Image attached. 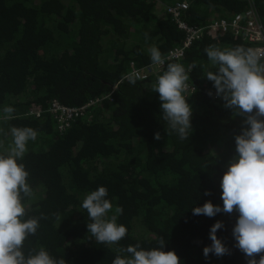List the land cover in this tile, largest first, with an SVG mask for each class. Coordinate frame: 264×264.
Segmentation results:
<instances>
[{
	"label": "trees",
	"instance_id": "trees-1",
	"mask_svg": "<svg viewBox=\"0 0 264 264\" xmlns=\"http://www.w3.org/2000/svg\"><path fill=\"white\" fill-rule=\"evenodd\" d=\"M176 2L187 4L181 19L196 28L248 9L246 0H0V152L12 146V127L37 132L18 160L33 190L22 200L25 219L39 220L24 242L26 255L43 246L66 264H112L116 249L137 243L150 249L163 237V250H174L181 264H247L232 235L239 214L207 217L192 209L207 201L223 207L220 183L244 119L216 96L206 77L216 69L205 48H255L229 34H206L185 51L183 64L197 87L187 99L188 139L168 129L153 81H122L128 63H153L151 46L163 57L182 44L184 34L166 13ZM253 4L264 24V0ZM111 92L112 102L89 108L65 133L57 131L53 102L80 108ZM100 186L113 205L108 217L123 209L117 223L128 231L118 244L99 243L88 233L91 221L81 204ZM217 221L224 224L217 238L230 254L205 258Z\"/></svg>",
	"mask_w": 264,
	"mask_h": 264
},
{
	"label": "clouds",
	"instance_id": "clouds-1",
	"mask_svg": "<svg viewBox=\"0 0 264 264\" xmlns=\"http://www.w3.org/2000/svg\"><path fill=\"white\" fill-rule=\"evenodd\" d=\"M148 52L153 64H164L157 47L151 46ZM205 52L216 69L206 75L214 83L216 96L223 99L226 108L244 119L241 133L235 136L236 154L228 161L220 183L223 207L207 201L203 206L194 207L192 212L207 217L221 212L238 213L232 229L234 246L245 255L247 264H264V255H261L264 253V49L239 46L221 49L209 45ZM188 80L189 75L182 65L169 63L152 85V91L159 93L162 119L182 140L188 139L192 131V107L184 95L189 88ZM208 94L211 96L212 92ZM5 111L11 113L13 109ZM10 132L12 146L0 152V264H66L64 258H54L43 246L27 255L23 251L27 237L36 234L39 220L36 217L25 219L22 200L31 197L33 190L27 182L29 173L18 160L23 159L28 141L35 140L37 132L30 127H12ZM155 139H161L158 132ZM107 196V188L100 186L85 195L81 207L91 221L87 223L88 233L99 243L114 245L128 230L117 223L122 207H116L115 214L108 217L113 205ZM223 227L222 221L211 226L212 243L203 249L205 258L209 253L217 257L230 254L216 235ZM165 243L161 237L158 246L150 249L142 248L139 243L118 248L112 264H181L174 250H163Z\"/></svg>",
	"mask_w": 264,
	"mask_h": 264
},
{
	"label": "built area",
	"instance_id": "built-area-1",
	"mask_svg": "<svg viewBox=\"0 0 264 264\" xmlns=\"http://www.w3.org/2000/svg\"><path fill=\"white\" fill-rule=\"evenodd\" d=\"M248 9L244 14L231 16L230 19L215 20L208 23L201 28L190 27L181 19L182 13L187 10V4L184 2H176L173 6L166 8V13L177 26L178 30L184 34V40L179 47L169 51L166 56H163L164 64H148L144 67L138 68L134 63L127 64V73L124 80L134 81H156L158 75H162L167 70L169 63H176L182 65L185 51L189 49L195 42L201 41L206 34H213L225 36L229 34L232 38L239 39L255 49H264V24L253 4V0H246ZM161 3L158 2L159 6ZM188 73V71H187ZM188 91L184 93L185 97L189 99L197 92V87L188 80ZM115 89H113L114 92ZM111 92L103 98H97L89 101L80 108H67L57 102H53L50 112L52 113L57 131L62 134L70 129V123L73 119L83 116L84 112L95 105L107 100L112 102ZM24 116H28L25 113ZM39 117L38 115H35Z\"/></svg>",
	"mask_w": 264,
	"mask_h": 264
},
{
	"label": "crops",
	"instance_id": "crops-1",
	"mask_svg": "<svg viewBox=\"0 0 264 264\" xmlns=\"http://www.w3.org/2000/svg\"><path fill=\"white\" fill-rule=\"evenodd\" d=\"M158 6V5H157Z\"/></svg>",
	"mask_w": 264,
	"mask_h": 264
}]
</instances>
